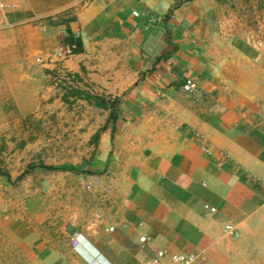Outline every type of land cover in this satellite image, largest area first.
<instances>
[{"label": "crops", "instance_id": "obj_1", "mask_svg": "<svg viewBox=\"0 0 264 264\" xmlns=\"http://www.w3.org/2000/svg\"><path fill=\"white\" fill-rule=\"evenodd\" d=\"M13 1L17 24L0 27V74L47 56L60 39L36 22L70 10L81 47L64 66L120 100L82 174L90 202L56 225L72 239L73 224L80 244L40 243L46 261L152 264L166 250L197 252L195 264H264V52L232 37L225 1ZM188 77L197 92L184 91ZM228 77L236 87L224 86Z\"/></svg>", "mask_w": 264, "mask_h": 264}, {"label": "rangeland", "instance_id": "obj_2", "mask_svg": "<svg viewBox=\"0 0 264 264\" xmlns=\"http://www.w3.org/2000/svg\"><path fill=\"white\" fill-rule=\"evenodd\" d=\"M224 1L234 13L232 37L249 39L264 52V0ZM73 17L65 10L36 22L39 33L56 32L60 40L44 53L47 56L12 64L7 78L0 74V170L11 175V181L0 176V264H49L40 243L60 251L73 247L72 239L56 225L70 221L90 202L92 187L84 173L37 168L18 178L30 165L42 163L88 171L103 130L115 122L116 108L118 116L117 97L100 93L82 74L64 66L70 57L55 55L58 44L71 35ZM248 71L253 73L252 68ZM226 72L231 76L229 65ZM237 80L229 78L223 84L229 89ZM257 82L247 80L244 86L260 88ZM77 89L105 97L109 105L101 107Z\"/></svg>", "mask_w": 264, "mask_h": 264}, {"label": "built area", "instance_id": "obj_3", "mask_svg": "<svg viewBox=\"0 0 264 264\" xmlns=\"http://www.w3.org/2000/svg\"><path fill=\"white\" fill-rule=\"evenodd\" d=\"M17 8V4L13 0H0V27L7 28L17 24L10 18V13ZM70 37V36H69ZM68 37V38H69ZM63 39L57 46L55 55L57 58L64 59L74 55L80 48V34L74 33L70 39ZM184 91L194 93L199 90V83L196 79L188 77L183 84ZM199 135V134H198ZM203 149L210 152L206 145ZM215 210V209H213ZM141 242L146 241V236H141ZM73 246H79L80 237L76 232L72 238ZM199 257L197 252H179L169 254L166 250H158L152 257V264H162L167 259L168 264H194Z\"/></svg>", "mask_w": 264, "mask_h": 264}, {"label": "trees", "instance_id": "obj_4", "mask_svg": "<svg viewBox=\"0 0 264 264\" xmlns=\"http://www.w3.org/2000/svg\"><path fill=\"white\" fill-rule=\"evenodd\" d=\"M71 33V30L69 31ZM72 37V34L70 35V37L68 39H70ZM81 44V43H80ZM81 47V46H80ZM79 51V50H78ZM77 51V52H78ZM77 93L79 95H81V97H84L90 101L94 100L96 102V104H98L101 107H107L108 101L106 100L105 97H101L100 95H94L92 93L86 92L82 89H77ZM117 112V108L114 111V116H113V120L116 121L118 119V116L116 114ZM37 168H43V169H47V170H71L75 173H88L89 171H77L75 169H68L67 167H63V166H56V165H47V164H40V165H30L20 176L18 179H22L24 178L27 174H30L31 172H33L35 169ZM0 176H5L9 181H11V175L9 174V172L7 171H2L0 170Z\"/></svg>", "mask_w": 264, "mask_h": 264}, {"label": "water", "instance_id": "obj_5", "mask_svg": "<svg viewBox=\"0 0 264 264\" xmlns=\"http://www.w3.org/2000/svg\"><path fill=\"white\" fill-rule=\"evenodd\" d=\"M67 231L70 236H73L76 233L77 228L73 224H69L67 227Z\"/></svg>", "mask_w": 264, "mask_h": 264}]
</instances>
